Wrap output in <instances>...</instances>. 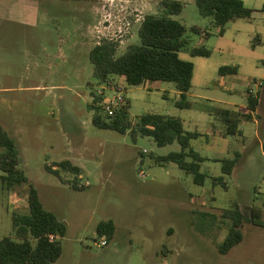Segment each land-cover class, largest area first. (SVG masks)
<instances>
[{
    "label": "rangeland",
    "instance_id": "374dc122",
    "mask_svg": "<svg viewBox=\"0 0 264 264\" xmlns=\"http://www.w3.org/2000/svg\"><path fill=\"white\" fill-rule=\"evenodd\" d=\"M162 1L0 0V125L16 139L20 168L45 208L67 224L60 239L63 254L54 264H264V225L252 217L253 207L261 209L264 224V156L256 144L257 133L264 140V96L259 125L245 124L248 90L256 93V83L264 81V0H242L254 10L252 19L229 24L223 36L196 0H180L184 9L172 18L186 27L190 47L212 52L210 57L180 53L195 65L191 107L184 109L177 106L180 95L173 83L132 87L112 76L115 86H108L95 77L90 59L98 41L91 40L92 33L106 13L136 20L161 14ZM132 31L128 46L141 44L138 27ZM223 66H238V74L221 75ZM120 94L131 103L133 122L148 113L164 114L204 135L192 141L206 158L204 186L175 163L155 162L180 152L178 142L159 147L152 137L134 138L130 131L93 124L91 105L101 104L95 99ZM219 109L243 112L248 142L242 135L221 137ZM236 157L240 163L225 175L217 160ZM63 161L81 167V173L59 169ZM213 177H223L225 184L214 185ZM27 195V186L9 190L0 181V239L13 235L15 213L29 211ZM236 203L246 218L244 240L222 255L218 246L231 223L223 210ZM109 220L116 224L111 241L97 234L100 222ZM102 241L108 245L102 247Z\"/></svg>",
    "mask_w": 264,
    "mask_h": 264
},
{
    "label": "trees",
    "instance_id": "16d2710c",
    "mask_svg": "<svg viewBox=\"0 0 264 264\" xmlns=\"http://www.w3.org/2000/svg\"><path fill=\"white\" fill-rule=\"evenodd\" d=\"M200 13L210 18L212 24L219 29V34L226 33L227 26L241 19L251 20L254 10L245 6L242 0H196ZM184 9L180 0H163L161 14H149L144 17L139 36L141 44L128 46L127 51L119 56L120 44L113 41H102L90 52L94 66L95 77L108 86H115L112 76H119L132 87L147 83L170 82L180 93L178 107L190 108L188 95L193 87L195 65L183 60L181 52L188 51L191 56L210 57L212 52L206 47H190L186 27L172 16L179 15ZM264 12V7L262 9ZM194 31L209 33L199 28ZM223 76L238 74V66H223L219 69ZM102 97L96 98L95 103L101 102ZM248 114L256 112L260 106L257 94L248 90ZM131 103L121 106L114 116H106L102 107L91 105L93 124L104 130H113L122 134L131 132L133 137L140 133L152 137L159 147L178 142L180 152H173L155 159L157 164L175 163L187 175L193 176L194 183L204 186L208 174L202 172L205 162L199 152L192 147V141L201 139L204 135L199 132H189L183 121L178 117L164 114L148 113L133 122L130 115ZM215 116L224 124V136L241 135L242 120L239 111L219 109ZM264 151V142H263ZM222 162L225 175H232L239 158L217 160ZM21 156L17 141L0 125V176L1 183L9 190L27 186L29 211L24 214L15 213L13 216V235L0 239V264H54L63 254L61 238L67 234V224L57 215L48 211L43 205L37 189L30 183L25 172L20 168ZM59 169L75 174L81 173V168L70 161L59 163ZM58 176L60 172L54 171ZM213 184H225L223 177H213ZM253 221L264 225L261 221L262 210L252 209ZM214 218V217H213ZM223 218L230 223L226 239L219 244L218 250L222 255L228 254L244 240L243 226L245 216L236 203L233 208L223 210ZM116 224L113 220L102 221L97 227V234L113 240Z\"/></svg>",
    "mask_w": 264,
    "mask_h": 264
},
{
    "label": "built area",
    "instance_id": "2783aa9c",
    "mask_svg": "<svg viewBox=\"0 0 264 264\" xmlns=\"http://www.w3.org/2000/svg\"><path fill=\"white\" fill-rule=\"evenodd\" d=\"M114 4V1H112V4ZM119 12V9H115ZM144 20L143 16H136V20H132L130 18V15L127 13H121L119 15L116 14L113 15L112 12L106 13L104 15V18L100 21L99 25L96 26L97 31V45L101 44L102 41H113L118 44H123V42L129 38L132 34V30L134 27V24L139 22L142 23ZM257 87L262 86V82L256 83ZM120 90V89H119ZM252 93L255 94V91L253 88L250 89ZM122 91V90H120ZM127 99L123 94H120L113 98H108L105 101H103V98L101 100V104L99 106L102 107V111L106 116H114L116 111L123 105L127 104ZM141 177H146L147 174L144 171H141L140 173ZM107 241H102L101 246L105 247L107 246Z\"/></svg>",
    "mask_w": 264,
    "mask_h": 264
},
{
    "label": "crops",
    "instance_id": "0c3cea01",
    "mask_svg": "<svg viewBox=\"0 0 264 264\" xmlns=\"http://www.w3.org/2000/svg\"><path fill=\"white\" fill-rule=\"evenodd\" d=\"M138 4H141V3H138ZM142 5V4H141ZM22 15V14H21ZM147 15H149V14H147ZM146 15V16H147ZM19 22L21 23V24H23V25H27V21L25 20V19H23V18H20L19 19ZM99 23H100V21H99ZM140 25H141V23H139V22H137V23H135L134 24V27H138V30H139V28H140ZM133 27V28H134ZM96 29V28H95ZM96 37H97V32H96V30H94V32L92 33V37H91V40L92 41H94L95 39H96ZM134 38V32L132 31V34H131V36L129 37V38H127L124 42H123V44H121L120 45V47H119V49L120 48H123V47H128V44H129V42H130V40L131 39H133ZM85 39V38H84ZM87 40H90V39H87ZM97 45V43H95V45L92 47V49L95 47ZM91 49V50H92ZM124 80V79H123ZM125 81V80H124ZM259 82H262L263 84H262V86L261 87H258L257 88V90H256V93L255 94H257L258 96H259V98H260V106H261V104H262V97L264 96V81H259ZM155 83V82H154ZM258 83V82H257ZM148 84V83H147ZM150 84V83H149ZM179 95H180V93H179ZM260 106H259V108H258V110L256 111V112H254V113H252L251 114V118L250 119H248L249 121L248 122H245V124H250L251 122H254L256 125H259V121L257 120V118H259V119H261V116H260ZM258 111H259V113H258ZM240 112V111H239ZM241 114L243 113V112H240ZM246 113L248 114V107H247V110H246ZM243 118L244 117H242L241 116V120L243 121ZM241 126H242V123H241ZM241 126H240V129L242 130V133L243 134H241L244 138H245V143L246 142H248L249 141V138L245 135V133H244V130L241 128ZM221 137H227V136H224V134L223 135H221ZM246 138H248V139H246ZM258 142V143H257ZM263 142H264V140H262V138H261V136H260V134L259 133H257V135H256V144H257V146L259 147V150H260V152H261V154H262V156H264V151H263ZM247 149V148H246ZM248 151H250V150H248ZM239 158V157H238ZM241 158V157H240ZM240 158H239V160H240ZM238 163H240V162H238ZM237 166V165H236ZM81 168V167H80ZM236 168V167H235ZM235 170V169H234ZM234 172V171H233Z\"/></svg>",
    "mask_w": 264,
    "mask_h": 264
}]
</instances>
